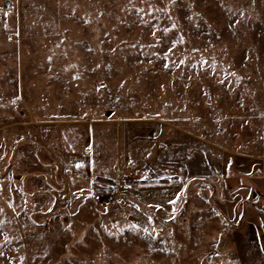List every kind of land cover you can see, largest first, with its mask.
I'll use <instances>...</instances> for the list:
<instances>
[{
	"label": "rangeland",
	"instance_id": "obj_1",
	"mask_svg": "<svg viewBox=\"0 0 264 264\" xmlns=\"http://www.w3.org/2000/svg\"><path fill=\"white\" fill-rule=\"evenodd\" d=\"M0 264H264V0H0Z\"/></svg>",
	"mask_w": 264,
	"mask_h": 264
},
{
	"label": "built area",
	"instance_id": "obj_2",
	"mask_svg": "<svg viewBox=\"0 0 264 264\" xmlns=\"http://www.w3.org/2000/svg\"><path fill=\"white\" fill-rule=\"evenodd\" d=\"M128 189H129V186L127 184L112 186L106 192L107 201L112 202L116 200L117 198L124 195Z\"/></svg>",
	"mask_w": 264,
	"mask_h": 264
},
{
	"label": "snow or ice",
	"instance_id": "obj_3",
	"mask_svg": "<svg viewBox=\"0 0 264 264\" xmlns=\"http://www.w3.org/2000/svg\"><path fill=\"white\" fill-rule=\"evenodd\" d=\"M165 31L167 32L168 30H167V29H165ZM153 35H155V33H153ZM157 207H159V206H157Z\"/></svg>",
	"mask_w": 264,
	"mask_h": 264
}]
</instances>
